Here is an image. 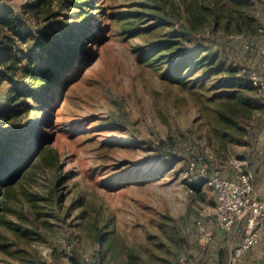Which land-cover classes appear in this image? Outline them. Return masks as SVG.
Wrapping results in <instances>:
<instances>
[{
  "label": "rangeland",
  "instance_id": "obj_1",
  "mask_svg": "<svg viewBox=\"0 0 264 264\" xmlns=\"http://www.w3.org/2000/svg\"><path fill=\"white\" fill-rule=\"evenodd\" d=\"M7 2L34 31L82 24L87 53L53 107L0 119V137L28 122L47 134L0 185V264L222 263L214 188L186 171L243 159L264 197V108L237 99L259 92L226 81L260 69L264 0ZM12 86L0 79V104ZM239 264H264V243Z\"/></svg>",
  "mask_w": 264,
  "mask_h": 264
},
{
  "label": "trees",
  "instance_id": "obj_2",
  "mask_svg": "<svg viewBox=\"0 0 264 264\" xmlns=\"http://www.w3.org/2000/svg\"><path fill=\"white\" fill-rule=\"evenodd\" d=\"M92 2L93 0H67L66 6L83 9L84 5ZM81 25L70 23L66 29L53 32H40L38 29L34 31L13 5L7 0H0V79L9 80L13 85L10 97L1 101L0 119H13L32 109L53 107L58 102L65 81L78 70L77 61L86 57L87 51L79 42L86 37ZM25 47H29V50ZM203 47L210 49L209 46ZM24 61L25 66L22 65ZM19 73L29 80L17 79ZM236 75L226 81L242 83L257 90L250 85L246 72H236ZM237 93L238 101L248 103L251 109L264 108V96L258 94V98H245L240 92ZM236 113H240L239 116L243 118L246 115L243 109ZM246 116L249 118L251 114ZM237 125L240 130L249 132L245 125ZM46 136L45 132L28 122L0 137V185L8 187L16 180L19 171L27 168V163L36 153L35 149ZM28 147L29 150L26 151L25 148ZM195 176L204 179L199 174ZM263 242L264 238L261 243ZM228 256L229 254L220 264H226Z\"/></svg>",
  "mask_w": 264,
  "mask_h": 264
},
{
  "label": "built area",
  "instance_id": "obj_3",
  "mask_svg": "<svg viewBox=\"0 0 264 264\" xmlns=\"http://www.w3.org/2000/svg\"><path fill=\"white\" fill-rule=\"evenodd\" d=\"M261 32V45L258 53L264 55V28ZM244 71L248 74L250 85L257 88L264 96V59L260 69ZM234 177L222 174L204 156H196L189 161L187 175L199 174L213 186L215 204L211 216L216 226L225 232H233L239 222L244 221L245 232L241 240L231 248L226 264H239L241 257L257 247L264 238V197L255 193L254 171L248 167L246 160L232 162Z\"/></svg>",
  "mask_w": 264,
  "mask_h": 264
},
{
  "label": "crops",
  "instance_id": "obj_4",
  "mask_svg": "<svg viewBox=\"0 0 264 264\" xmlns=\"http://www.w3.org/2000/svg\"><path fill=\"white\" fill-rule=\"evenodd\" d=\"M221 171H222V174L224 176H227V177H234L235 176V171L233 168L232 169L231 168L230 169L225 168ZM215 201H216V198H215ZM215 229L219 235H222V239H225V238L227 239V242H229L231 245L230 248H232V246H235L241 240L242 236L244 235L245 225H244V221L239 222L238 226L235 228V230L233 232H225L224 230L220 229L217 226L215 227ZM232 240H233V242H232Z\"/></svg>",
  "mask_w": 264,
  "mask_h": 264
}]
</instances>
